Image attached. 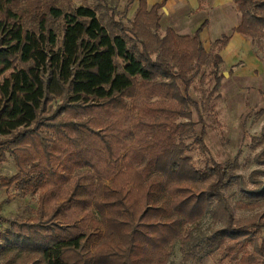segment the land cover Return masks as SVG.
I'll return each instance as SVG.
<instances>
[{
	"label": "trees",
	"instance_id": "1",
	"mask_svg": "<svg viewBox=\"0 0 264 264\" xmlns=\"http://www.w3.org/2000/svg\"><path fill=\"white\" fill-rule=\"evenodd\" d=\"M96 1L65 11L58 0H0V165L9 152L18 168L0 176V186L41 191L36 217L0 232V264L14 255L33 264H168L176 243L186 260L207 246L225 264H264V210L235 214L264 207V169L251 172L250 188L240 153L222 164L205 142L202 113L221 97L230 37L208 50L207 20L192 36L162 33L167 0H127L138 4L130 26L127 9ZM234 3V32L264 61V0ZM56 20L64 21L61 41ZM199 76L215 81L202 106L190 93ZM191 138L209 154L204 169L189 155ZM253 141L264 165V125ZM231 186L248 201L234 203ZM79 216L92 219L95 232L76 231Z\"/></svg>",
	"mask_w": 264,
	"mask_h": 264
},
{
	"label": "rangeland",
	"instance_id": "2",
	"mask_svg": "<svg viewBox=\"0 0 264 264\" xmlns=\"http://www.w3.org/2000/svg\"><path fill=\"white\" fill-rule=\"evenodd\" d=\"M96 4V0H58V5L65 11H69L71 8L70 6L73 8L81 5L94 7ZM109 4L118 11L128 10V14L123 21L126 25L130 26V20L134 18L138 4L134 3L133 5H128L127 0H110ZM54 23V27L58 33V39L61 41L64 21L56 20ZM253 47L256 51L257 47L254 45ZM207 49L209 50V47ZM223 71H227V69L222 65L221 72ZM204 72L208 73L209 69H205ZM200 78L201 76L194 81L190 93L202 106L203 103H205V96L214 88L215 81L213 77H208L204 83H201ZM217 94L218 92H216L214 96ZM262 94L263 100L260 98V102L255 103V100L252 101L250 98L247 99L246 103L248 108L243 113L238 110L235 103L227 102L228 98L223 97V95L219 98H213L211 102L207 104V110H204L202 113L207 125L205 142L209 146L211 156L218 162L225 164L229 160H233L240 153L239 173L244 176L250 188H253L249 181L251 172L255 169H264V165H260L255 161V155L260 151L261 146L258 147L255 144V142L257 143L258 141H253L254 138L259 139L264 125V112L261 113V111L264 110V90ZM192 109L194 121L197 122L196 134L199 135L202 124L199 122L200 117L198 111L195 107ZM188 142L193 143L189 155L193 158L198 168L204 169L208 162L209 154L203 152L198 144H194V138L189 139ZM7 156L8 160L0 165V176L12 177L18 172V168L14 161V157L9 152ZM260 179L264 181V175H260ZM226 193L232 197L234 203L238 201H248L236 186L227 188ZM40 196L41 191L24 194L16 185L9 188L0 186V217L5 219V221H0V232H5L10 229L12 221L16 219H34L40 204ZM60 197L61 194L57 193L54 199H61ZM262 210H264V207L254 211L235 208V214L237 217H248ZM95 218H99L97 213L95 214ZM71 223L75 224V230L79 233H85L87 230L95 232L92 219H82V217L79 216L77 221H72ZM211 226L210 217L207 216L202 224L203 230L209 232ZM248 249H252V247L250 246ZM12 254L13 253H10V256ZM4 259L5 261L1 264H33L34 262L29 257L15 255L11 257L5 256ZM168 264H225V260L221 253L212 251L211 248H207V246L200 250L194 258L186 260L181 250V244L176 243L174 245L173 255Z\"/></svg>",
	"mask_w": 264,
	"mask_h": 264
},
{
	"label": "crops",
	"instance_id": "3",
	"mask_svg": "<svg viewBox=\"0 0 264 264\" xmlns=\"http://www.w3.org/2000/svg\"><path fill=\"white\" fill-rule=\"evenodd\" d=\"M162 1L148 0V3L152 6ZM161 12L162 33L173 28L180 35L192 36L207 20L201 39L209 49L216 40L228 35L230 39L221 51L223 67L227 69L223 72L228 73L221 82V96L235 103L242 113L248 108L247 99L261 101L264 62L256 54L251 39L234 32L241 21L234 0H167Z\"/></svg>",
	"mask_w": 264,
	"mask_h": 264
},
{
	"label": "water",
	"instance_id": "4",
	"mask_svg": "<svg viewBox=\"0 0 264 264\" xmlns=\"http://www.w3.org/2000/svg\"><path fill=\"white\" fill-rule=\"evenodd\" d=\"M224 75H225V76H228V73H227V72H225V73H224Z\"/></svg>",
	"mask_w": 264,
	"mask_h": 264
}]
</instances>
